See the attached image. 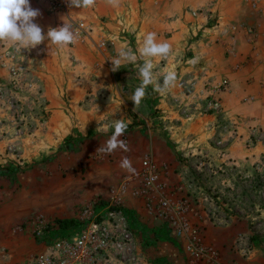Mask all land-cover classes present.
<instances>
[{
	"label": "crops",
	"instance_id": "crops-1",
	"mask_svg": "<svg viewBox=\"0 0 264 264\" xmlns=\"http://www.w3.org/2000/svg\"><path fill=\"white\" fill-rule=\"evenodd\" d=\"M210 1L216 5L223 23L216 35L209 38V44L216 45L218 60H213L207 53L205 61L217 74L228 79L229 88L223 94V105L229 107V111L234 105L231 112L237 118L241 103L250 106L255 104L252 107H256L258 102L264 101V0ZM181 2L189 4L190 0ZM181 4L177 0H119L118 5L114 6L107 3V0H96L92 10L78 9L77 13L88 18H91V14L97 17L93 39L95 42L107 41L106 48L98 49L91 43H85L77 44L70 50L66 47L48 46V42L44 41L35 49H24L29 53L26 65L49 101L50 117L35 132L34 137L20 140L24 165L20 169L11 163L10 155H5L8 141L2 133L10 134L13 124L10 115L3 113L0 108V120L3 121L0 125V241H7L20 254L42 251L44 245L34 240L30 233L38 219L48 223L53 230L57 228L55 220H76L81 208L96 196L108 197L110 183L117 176L128 175V171L119 166L124 157L131 161L135 170L130 172L129 189L139 187L140 180L137 176L141 162L148 158L166 169L160 173L159 178V183H163L165 187L149 195L154 207H158L157 198L161 192L172 201L186 200V219L190 231L197 229L195 237L216 252L222 264H264V256L259 250H255L247 261H241L224 246L237 234H248V221L233 219L226 225H215L204 212V206L197 204L198 201L195 200L196 195L193 193L198 194V188L190 185L187 187L185 161L180 156L191 152L197 144L193 145L187 139L182 141V138H188L183 135L186 128L181 132L180 127H173L166 122L165 119L177 115L170 108H164L167 113L156 112L154 118H146L150 107L155 110L160 109L165 102L172 103L173 99H178L179 91L170 87L164 93H157L153 90L154 84L147 87L142 104L136 108V126L128 128L120 137L128 145L127 152L120 149L112 154L97 151L111 135V129L105 130V125L112 124L106 119L105 103H100L93 96L86 107H80L88 91L95 95L96 91L103 90L107 94L104 102L109 105H113L109 103L111 101L115 102L114 106L117 105L116 96L123 102L131 101V95L141 83L138 69L147 58L141 57L139 50L144 36L149 32L156 33V43H168L171 46L166 58H151L154 64V82L162 81L169 71L176 73L174 85L184 73L194 72L196 75L197 68L193 69L185 64L186 36L177 29V10ZM30 6L40 11L41 15L34 22L45 33L53 21L63 18V12L54 11L46 0H30ZM159 22L166 23L160 26ZM213 47L210 46L211 49ZM121 50L131 51L137 56V60L124 62L119 70L113 72L110 60ZM209 51L211 52L210 49ZM0 75H5L2 69ZM17 96L21 97L20 94ZM114 108L117 109L118 106ZM120 109L121 114L127 116L122 106ZM251 111L248 109L240 117L239 132L246 131L251 123L259 121L256 116H251ZM208 118L211 119V116L195 120L194 126L187 128L192 133H202L205 138L208 133ZM160 119L165 120L162 125ZM124 120L127 124L131 123L128 116ZM196 121L200 123L196 125ZM178 136L180 140L176 142ZM200 145L201 149L208 150L205 144ZM256 151H259L258 146L251 148L249 153L254 154ZM230 157L246 166H250L254 159L241 154L236 147ZM81 163L85 165L84 174L79 171L78 165ZM13 180L24 183V189L15 192L14 189H9L8 185ZM32 192L42 199L40 210L37 206V211L30 209L37 202ZM123 202L138 250L150 264H212L208 261L193 263L182 243L169 234L166 223L156 219V210L152 206L151 209L146 208L143 197H133L128 192ZM29 203L30 207H24ZM157 209L160 210V207ZM16 225L25 226L24 231H14ZM12 227L14 229L10 231ZM59 234L61 233L53 232L51 236Z\"/></svg>",
	"mask_w": 264,
	"mask_h": 264
},
{
	"label": "rangeland",
	"instance_id": "rangeland-1",
	"mask_svg": "<svg viewBox=\"0 0 264 264\" xmlns=\"http://www.w3.org/2000/svg\"><path fill=\"white\" fill-rule=\"evenodd\" d=\"M177 2L179 5L182 3L181 0H177ZM89 9L92 10L93 7ZM77 10L78 9H74L65 15L61 11L63 18L53 21L49 28L60 27L64 22L68 23V17L71 19H80L84 20L88 25L91 26V35L93 38V35L96 34L95 20L97 17H94L92 14L91 18L86 17V15L80 16L79 13H77ZM177 11L179 13V16H177L179 19V25L177 29L179 32H182L184 36H186V44L184 45L186 53L184 57L185 64H187V67L189 66L193 69L197 68L196 75H194V72L186 74L184 73L178 78V80L191 76L199 83L197 85L196 92L205 91V82H215L222 78H226L222 74H217L211 65L205 61L207 59L205 54L207 53L210 54V57H212L213 60H218L219 54L216 51V45L213 43L209 44V38H211V36L214 34L216 35L218 29L221 28V24L223 23L221 15L217 10L216 5H214L213 1L210 0H190L189 4H181ZM174 13H176V11ZM163 23L165 24L166 22H159L160 26H162ZM5 42L6 46L12 47L17 51V54L20 55V58L28 61L29 53L25 52L24 49L19 50L12 43L9 44V42ZM76 45L77 44L73 43L68 45L66 48L73 50L74 46ZM212 45L214 46L213 49L210 48ZM208 49H210L211 52H208ZM25 71L27 76L34 80L36 84H38V82L35 80V77H32L27 65H25ZM178 80L176 81L175 85L171 87L173 90L175 89L179 91L177 104L172 101V103L165 102V104L160 107V109L153 110V108L150 107L149 109L152 115L150 116V113H148L149 115L146 116V118H154V116H156V112L167 113V111H164V108H170L172 112L177 115L173 118L170 117L171 119H165L166 122H168L173 127H180L181 132H184L186 128V132L183 135H186L184 137L188 138H182V141L187 139L188 141H191L193 145L197 144L193 149H191V152H185L186 154H182L180 156L182 160L185 161L184 165L187 171L186 181L188 182L187 187L190 185L192 187L198 188V194L193 193L196 195L195 200L198 201L197 204H202L204 206V212H206L207 216L215 225H226L229 220L233 219H243L248 221V234H237L224 245L229 252L237 255L241 261H247L250 259L255 250H259L264 256V101L258 102L256 107H252L255 104L250 106L241 103V109L238 113L239 115L236 116L237 118H235L232 116L231 112L234 110V105L233 107H230L231 111H229V107H224V95H222L223 114L221 116L205 114L202 113L201 110L202 102L200 101V95L189 94L188 92L182 90L178 85ZM118 89L120 88L118 87ZM94 94L95 95H93L91 91H88L85 99L80 103V107H86L88 104L87 102L94 96L100 103H105L104 112L106 113L107 121H110L112 124H114L117 120L125 121V117L128 116L131 123L128 124L127 130L131 126H136L135 120L138 119V116L136 109H133L132 101L123 102L120 100L119 96H116L117 98L115 99L114 97V99L117 100L118 103L115 106H118V108L115 109V102H109L113 103V105H109L108 102H104L107 100V94L105 95L103 90H98ZM69 103L70 102L68 101V105ZM193 104L198 109H196V111H192V114L186 118V116L181 114L182 112L179 110L182 107L187 108L189 107L188 105L192 106ZM121 106L127 116L121 114ZM248 109L252 110L251 116H256L255 118H258L259 121L253 124L251 123L247 130L245 128L246 131L241 130V132H239L238 124L241 123L239 121L240 117L246 114ZM4 110L3 113H7ZM112 110L114 111L111 112ZM146 112L147 111H145V113ZM206 116H211V119H206L208 133L205 135V138H203L204 136H202V133L195 134L190 132V129L187 127L194 126L195 120ZM49 117L50 107L49 101H47L46 112L44 111L41 118L36 117L35 120H32L34 129L23 136L21 140L34 137L35 132L38 131L41 125L48 121ZM165 120L160 119L161 125ZM199 123L200 122L196 121V125ZM1 124H3L2 120H0V125ZM181 126H183V128ZM12 133L13 130L10 134ZM2 134L4 137L7 133L4 132ZM179 140V136L176 137V142ZM218 142H221V144L217 145ZM8 144L9 143H7L6 146H8ZM18 144L20 146L19 140ZM200 144H205L208 150L201 149ZM255 146L259 147V151H256L257 153L254 154H250L249 150ZM235 147L239 149L241 154L244 153L247 154L248 157H254L250 166H246L243 162V164H240L236 161V159L230 157V155H233ZM5 155H10L6 148ZM9 159L11 163L17 165L20 169H22L21 167L24 166L22 164V158L20 159V166L17 164L16 160H14L13 156L10 155ZM78 166L80 168L79 171L84 174L83 172L85 171V165L81 163ZM123 178L124 177L122 175L120 177L117 176L116 180L110 183L108 190L110 187L119 184ZM8 186L9 189H14L13 192L22 191L24 189V183L20 184L18 180L11 181L10 185ZM32 193L37 202L36 204H33L32 208L30 209L32 211H37V208H35V206H37L40 210L42 199L39 196H35V192ZM106 198L107 197H105V195L102 197L96 196V198L92 199L91 201H103ZM30 206L31 204L29 203L25 204L24 207ZM14 227L10 228L9 230H13ZM24 227L25 226L16 225L14 231H24ZM80 229L81 226L79 225L77 228L71 230V233H76L80 231ZM30 233L32 234L31 231ZM36 253L34 252L28 255L22 253L20 254L13 246H9L7 241H0L1 264H26L27 261L31 259ZM137 264H147L146 258H140Z\"/></svg>",
	"mask_w": 264,
	"mask_h": 264
},
{
	"label": "built area",
	"instance_id": "built-area-1",
	"mask_svg": "<svg viewBox=\"0 0 264 264\" xmlns=\"http://www.w3.org/2000/svg\"><path fill=\"white\" fill-rule=\"evenodd\" d=\"M54 11L68 14L70 9L63 0H46ZM68 23L73 26L76 33L75 44L91 43L98 49L107 47L105 40L94 41L91 35V26L84 20L71 19ZM26 60L20 58L17 51L0 42V69L5 71V76L0 75V108L11 116L14 124L13 133L6 134L8 140L7 152L14 157L20 166L21 147L18 144L23 136L34 129L32 120L41 118L47 110V101L42 90L34 80L30 79L25 71ZM197 80L184 77L178 80L179 87L189 94H199L202 102V113L221 116L223 114L222 95L229 88L227 78L215 82H205L204 90L196 92ZM20 94L19 98L17 95ZM177 99L173 102L177 104ZM182 107L179 111L187 117L196 111L193 104ZM32 121V122H30ZM221 144L218 142L217 145ZM166 169L157 166L150 159L141 162L138 172L140 186L129 189L132 173L128 171L119 184L108 190V197L93 200L83 206L76 220L81 229L76 233H62L51 236L53 233L48 223L37 220L32 235L35 240L42 243L43 250L33 255L26 264H137L140 258H145L138 250V245L132 229L123 198L130 192L133 197H143L146 208L151 206L156 210V219L163 220L173 239L182 243L184 251L189 254L192 262L208 261L212 264H222L216 252L210 250L195 237L197 229L190 231L186 219L188 202L184 199L172 201L161 192L157 198V205H152L151 192L164 188L159 183L160 173ZM152 177H155L152 180ZM151 181V182H150ZM159 192V191H158ZM147 260V259H146ZM147 264H150L147 261Z\"/></svg>",
	"mask_w": 264,
	"mask_h": 264
},
{
	"label": "clouds",
	"instance_id": "clouds-1",
	"mask_svg": "<svg viewBox=\"0 0 264 264\" xmlns=\"http://www.w3.org/2000/svg\"><path fill=\"white\" fill-rule=\"evenodd\" d=\"M70 9H89L95 6L96 0H63ZM119 0H107L111 5H118ZM41 15L38 9L30 6V0H0V42H11L19 50L35 49L44 41L49 45L58 47H67L76 40V33L70 23H63L62 26L49 28L47 32H43L42 28L35 23V19ZM171 46L168 43H156V33L149 32L143 38L142 47L140 48V56L147 58L138 69V75L141 83L136 87L131 95L133 109L139 107L142 99L146 95V89L149 85L154 84L153 90L157 93H164L174 85L176 73L174 71L167 72L162 81L153 78L154 64L151 58H166L169 55ZM137 56L131 51L121 50L111 62V70L113 72L121 68L124 62H135ZM128 124L123 120H117L114 124L105 125V130L111 129V135L102 147L97 151L104 154H112L117 149L127 152L128 145L120 137L126 132ZM122 169L134 172L131 161L124 157L120 165ZM155 177H152L154 180ZM151 182V181H150Z\"/></svg>",
	"mask_w": 264,
	"mask_h": 264
},
{
	"label": "trees",
	"instance_id": "trees-1",
	"mask_svg": "<svg viewBox=\"0 0 264 264\" xmlns=\"http://www.w3.org/2000/svg\"><path fill=\"white\" fill-rule=\"evenodd\" d=\"M55 223L57 225L56 229H53V232H59V233H67L71 232V230L77 228L80 223L78 220H73V219H58L55 220Z\"/></svg>",
	"mask_w": 264,
	"mask_h": 264
},
{
	"label": "water",
	"instance_id": "water-1",
	"mask_svg": "<svg viewBox=\"0 0 264 264\" xmlns=\"http://www.w3.org/2000/svg\"><path fill=\"white\" fill-rule=\"evenodd\" d=\"M123 90H126V88H123Z\"/></svg>",
	"mask_w": 264,
	"mask_h": 264
}]
</instances>
